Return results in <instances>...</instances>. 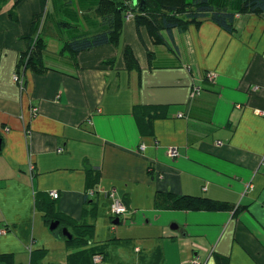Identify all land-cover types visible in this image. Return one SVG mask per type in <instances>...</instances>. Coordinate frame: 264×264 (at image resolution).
I'll return each instance as SVG.
<instances>
[{
    "label": "crops",
    "instance_id": "0c3cea01",
    "mask_svg": "<svg viewBox=\"0 0 264 264\" xmlns=\"http://www.w3.org/2000/svg\"><path fill=\"white\" fill-rule=\"evenodd\" d=\"M44 2L6 0L0 11V255L32 264L33 253L44 251L41 264H79L95 248L107 250L103 262L156 264L161 248L160 264H219L217 257L264 264V13L243 17L234 35L209 21L175 31L169 47H155L147 29L139 33L127 17L117 45L77 56L63 51L71 33L48 20L50 70L29 71L19 84L17 65ZM48 4L49 14L65 22L63 1ZM79 16L81 31L100 28L98 19ZM127 48L138 61L131 71ZM208 73L217 75L214 83L205 81ZM194 86L204 88L196 99ZM138 107L165 115L151 133L138 122ZM88 172L100 173L90 195ZM52 192L59 198L50 199ZM110 193L129 209L119 225L110 215ZM159 193L206 197L238 211H160ZM47 194L59 214L94 227L89 247L70 248L68 238L50 232L37 205ZM145 225L158 236L131 235L129 227ZM145 239H155L152 248L138 244ZM129 248L132 262L116 255Z\"/></svg>",
    "mask_w": 264,
    "mask_h": 264
},
{
    "label": "trees",
    "instance_id": "16d2710c",
    "mask_svg": "<svg viewBox=\"0 0 264 264\" xmlns=\"http://www.w3.org/2000/svg\"><path fill=\"white\" fill-rule=\"evenodd\" d=\"M5 1L0 0V11L3 9ZM44 1L41 16L33 18L31 33L26 38L27 50L20 56L17 65L16 75L23 79V82L26 73L29 71L44 74L50 70L44 63L47 45L43 34L48 20L57 23V25L65 26L64 30L71 33L69 40L65 42L63 51L70 53L72 56H77L96 48L117 45L122 35L124 20L127 17H134L139 33L142 28L147 29L155 47H169L168 39L173 37L175 31L186 33L192 26L200 27L204 22L209 21L225 32L234 35L238 32V24L243 17L264 13V0H62V6L67 14H64L66 21L60 23L55 20L53 14H49V0ZM89 2L93 3L92 6L89 5ZM77 14L89 20L98 19L100 28L94 34L81 31L83 23L79 22ZM8 15L13 22H18L15 11L8 12ZM147 50L151 63L154 53L149 48ZM124 59L127 70L131 71L138 67V61L131 48L126 49ZM201 88L203 91V86ZM200 94L193 99L198 98ZM134 112L140 125H144L145 129L149 128L150 133L153 121L156 118L165 116L156 108L154 110L143 109L139 113L138 107V110ZM88 173L91 179L88 182L87 194L90 195L98 191L100 173ZM88 195H86V198ZM48 196L50 197L48 194L47 196L39 195L37 205L45 213L48 225L53 222H60V226L53 234L65 238L63 229L67 228L72 234V239L67 241L68 247H89L92 242L94 227L86 219L78 223L59 214L56 210V200H49ZM52 198L50 197V199ZM86 201L89 203V200ZM154 204L155 208L160 211H235V206L227 202L215 201L206 197L175 196L164 193L156 195ZM121 220L122 218H120V222ZM84 256L79 259V264H90V258L92 264L102 263L109 259L105 249L88 248ZM44 257V251L34 252L32 264H41ZM162 260L163 251L158 248L155 252L154 261L156 264H160ZM217 262L226 264V260L221 257H217ZM3 263L13 264V256L0 255V264ZM74 263L78 264L77 262Z\"/></svg>",
    "mask_w": 264,
    "mask_h": 264
},
{
    "label": "built area",
    "instance_id": "2783aa9c",
    "mask_svg": "<svg viewBox=\"0 0 264 264\" xmlns=\"http://www.w3.org/2000/svg\"><path fill=\"white\" fill-rule=\"evenodd\" d=\"M205 80H207L209 83H214L217 79V75L214 73H208L204 76ZM14 80L18 82L19 84H23V79H21L19 76L15 75ZM202 91L201 86H194L192 90L191 97L194 98L195 96L199 95ZM219 144L222 145L220 142ZM145 147H142L141 149L144 150ZM176 155L175 151H171V156L174 157ZM264 165V162H263ZM51 197L54 199L59 198L58 192H52ZM109 197L111 199V204H110V215L113 220L116 218L120 219L123 217H126L129 213V209L124 203L123 199L116 196L115 193H110ZM99 261V260H98Z\"/></svg>",
    "mask_w": 264,
    "mask_h": 264
},
{
    "label": "rangeland",
    "instance_id": "374dc122",
    "mask_svg": "<svg viewBox=\"0 0 264 264\" xmlns=\"http://www.w3.org/2000/svg\"><path fill=\"white\" fill-rule=\"evenodd\" d=\"M105 218H106V221H107V217L105 216ZM103 223H106V222H104L103 221ZM108 223L110 224V220L108 221ZM118 228H120V229H125L126 228V226H123V225H121V226H118ZM130 229H132V236H134L135 235V237L137 236L139 239L140 238H149V236H158V233H156L153 229H152V231H153V233H151V232H149V229H151V228H149L147 225H145L143 228H131V227H129ZM141 229V230H140ZM144 229V230H143ZM125 237L126 238H128V237H130V236H128L127 235V233L125 234ZM136 237V238H137ZM155 239H158V238H155ZM155 239H153L154 241H155ZM153 240H151V239H145V240H143V241H136V242H138V244H141V245H143V246H146V247H149V248H152L153 247V245H150V242L151 241H153ZM160 240V239H159ZM166 239H163V243H164V241H165ZM161 241V240H160ZM143 242V243H142ZM170 245V243H168L167 244V249L170 247L169 246ZM164 246V245H163ZM119 258H123L124 260H126L127 262H132L133 261V258H134V256H135V254H134V252H133V250L132 249H124V252H117V254H116ZM136 257H137V255H136ZM90 264H92L91 263V258H90ZM98 264H114V263H111V262H102V263H98Z\"/></svg>",
    "mask_w": 264,
    "mask_h": 264
},
{
    "label": "water",
    "instance_id": "95a60500",
    "mask_svg": "<svg viewBox=\"0 0 264 264\" xmlns=\"http://www.w3.org/2000/svg\"><path fill=\"white\" fill-rule=\"evenodd\" d=\"M2 144H3V140H2V138L0 137V151L2 150ZM119 223H120V219H116V220H114V222H113L114 225H119ZM59 226H60V222H53V223H51L50 228H49L50 232L53 234V232H54L55 230H57V228H58ZM172 228L176 230L178 227H177V226H173ZM63 236H64L65 238H68L69 240L72 239V235H71V233L68 231V229H63Z\"/></svg>",
    "mask_w": 264,
    "mask_h": 264
}]
</instances>
